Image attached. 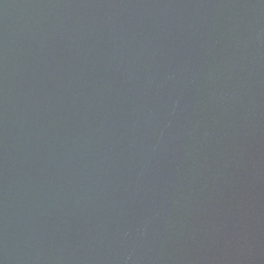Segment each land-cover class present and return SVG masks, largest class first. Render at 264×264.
Listing matches in <instances>:
<instances>
[{"label": "water", "instance_id": "water-1", "mask_svg": "<svg viewBox=\"0 0 264 264\" xmlns=\"http://www.w3.org/2000/svg\"><path fill=\"white\" fill-rule=\"evenodd\" d=\"M0 264H264V0H0Z\"/></svg>", "mask_w": 264, "mask_h": 264}]
</instances>
